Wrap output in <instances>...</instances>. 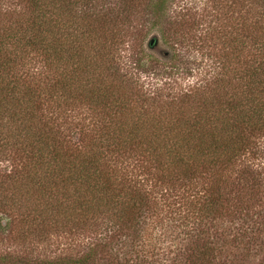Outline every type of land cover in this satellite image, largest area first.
<instances>
[{"label": "trees", "instance_id": "16d2710c", "mask_svg": "<svg viewBox=\"0 0 264 264\" xmlns=\"http://www.w3.org/2000/svg\"><path fill=\"white\" fill-rule=\"evenodd\" d=\"M17 1L0 7V161L11 165L0 177V213L9 223L43 232L103 220L100 251L108 255L109 242L147 212L157 183L231 170L264 136V0L210 8L220 22L197 38L207 43L209 69L172 94L122 71L136 0L121 8L109 0ZM168 1L159 2L164 11ZM157 43L156 35L147 41L150 49ZM79 106L89 111L83 121L64 120ZM200 199L201 215L216 211L210 189ZM98 255L94 245L75 262L94 264Z\"/></svg>", "mask_w": 264, "mask_h": 264}, {"label": "rangeland", "instance_id": "374dc122", "mask_svg": "<svg viewBox=\"0 0 264 264\" xmlns=\"http://www.w3.org/2000/svg\"><path fill=\"white\" fill-rule=\"evenodd\" d=\"M136 1V13H131L126 26L127 43L119 52L125 61L122 71L171 94L180 85L201 83L211 57L207 43L201 47L197 38L220 22L210 13L218 0H169L165 11L160 0ZM109 2L112 8L123 7L121 0ZM17 6V0H0L1 8ZM226 24L223 19V26ZM153 35L158 43L150 49L147 41ZM173 51L175 58L162 55ZM148 54L154 57L150 59ZM73 112H67L64 120L72 121L69 115H75L83 121L85 112L89 113L82 106ZM78 136L76 132L75 138ZM0 169V177H4L11 169L10 161H0ZM152 188L147 212L127 229V236L109 242L104 250L108 255L100 251L107 225L103 220L73 229L41 228L42 232L20 220L9 223L11 217L0 213V255H9L7 262L0 264H76L94 245L99 248L94 264H264L263 135L256 137L250 151L231 170L198 173L183 184L172 180ZM208 189L218 197V207L203 216L200 198ZM203 252L208 258L201 261Z\"/></svg>", "mask_w": 264, "mask_h": 264}]
</instances>
